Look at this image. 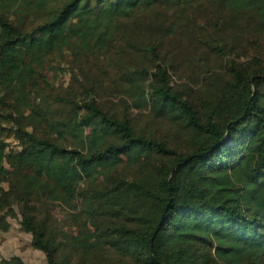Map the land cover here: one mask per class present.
Returning <instances> with one entry per match:
<instances>
[{
    "label": "trees",
    "instance_id": "16d2710c",
    "mask_svg": "<svg viewBox=\"0 0 264 264\" xmlns=\"http://www.w3.org/2000/svg\"><path fill=\"white\" fill-rule=\"evenodd\" d=\"M98 175L137 198L78 263L49 215L87 228ZM10 220L45 264H264V0H0Z\"/></svg>",
    "mask_w": 264,
    "mask_h": 264
},
{
    "label": "rangeland",
    "instance_id": "374dc122",
    "mask_svg": "<svg viewBox=\"0 0 264 264\" xmlns=\"http://www.w3.org/2000/svg\"><path fill=\"white\" fill-rule=\"evenodd\" d=\"M63 79L68 81V75L64 74ZM113 162V160L103 161L98 163L96 167L101 171ZM136 198V194L127 188L104 186L101 176L98 175L83 183L79 197L83 210L90 214L87 228L75 229L56 212L49 215V220L61 227L64 245L75 252L77 262L80 263L84 251H95L109 247L115 224V220L111 216L112 202L135 200ZM25 211L40 214L43 212V205L26 207ZM10 224L9 232L4 235L3 242H0V258L8 259L12 256H18L25 264H45L44 256L30 247L29 236L20 230L16 220H10Z\"/></svg>",
    "mask_w": 264,
    "mask_h": 264
}]
</instances>
